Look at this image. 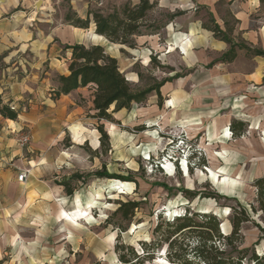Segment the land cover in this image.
Instances as JSON below:
<instances>
[{"label": "rangeland", "instance_id": "374dc122", "mask_svg": "<svg viewBox=\"0 0 264 264\" xmlns=\"http://www.w3.org/2000/svg\"><path fill=\"white\" fill-rule=\"evenodd\" d=\"M140 1L0 0V6H14L7 12V26L0 27L1 105L9 106L12 102L9 100L3 104V100L8 99L3 97L9 93L10 86H21L30 80L35 92L19 94L22 99L15 102L18 105L16 112L27 113L32 106L35 107L32 111L36 121L43 115L52 121V115L47 113L49 109L41 105L40 100L41 93L53 99L50 90L56 84L57 75L48 76V62L43 63L38 71L34 70L35 48L31 46V40H47L55 29L64 25V16L69 8L107 15ZM202 1L149 0L156 7L148 20L163 28L154 35L135 38V49L110 44L104 38H88V34H94L90 27L92 23L89 31L83 34L85 47H103L106 54L117 60L121 73L135 90L157 87L165 81L170 88L162 86L159 89L160 108L153 92L145 104H134L130 111L112 114L111 122L95 118L92 87H89L86 99L79 97L76 101V106L81 107L84 114L68 121L71 138L66 132L63 140L57 142L55 139L49 149L61 153L72 150L71 155L61 156L68 161L69 167L62 179L77 176L79 181L70 182L73 195L63 207L68 209L75 203L76 211H84L85 216L76 215L77 224H70L66 220L67 215L73 217L75 212L70 215L60 209L57 219L62 223L56 224L52 220L51 208L38 203L31 208L30 226H24L27 232L31 229L41 233L39 245L52 248L51 256L56 264H120L114 253L118 235L116 227L126 230L121 234L122 243L139 250V242L152 241V231L157 223L171 220L177 214L183 215L187 209L191 213H214L222 224L223 232L229 234L230 207L239 204L248 208L254 203L252 184L259 176L260 159L264 157L256 154L247 156L246 151L259 152L264 147L263 132L259 129V126H264V96L254 90L252 95H248L249 101L241 104L237 102L240 94H225L221 90L218 74L214 68H208L212 61L218 59L210 47L212 36L198 28L196 34L188 35L186 32L200 23L208 25L210 11H213L215 21L221 24L224 20L230 29L237 30V23L226 1H219L211 7L204 6ZM17 16L24 18L27 24L22 27ZM171 17L174 19L170 20ZM250 20L252 27L264 22V0ZM25 35H29L27 42H23ZM187 45L188 54L184 56ZM42 81H46L43 86ZM171 100L179 105L178 110H174L175 104ZM182 111L188 116H182ZM172 113L174 116L170 117ZM225 120L244 124L242 142L234 144L231 141L229 131L224 127ZM25 125L28 128L23 132L31 133L37 141V123ZM100 126L108 136L106 153H102L100 148L97 131ZM70 141L80 146H72ZM209 153L215 156L213 164ZM38 154V151L34 152L33 156ZM63 162L60 160L58 163L63 166ZM209 169L217 173L218 183L210 177ZM103 172L113 179L92 177ZM185 190L195 194V198H185L182 193ZM129 201L140 203L132 221L114 217L118 203ZM251 218L264 227V218L260 214ZM241 233L243 248L264 253V241L259 240V232L253 225H243ZM25 235L30 236L26 232ZM59 235H65V238H58ZM64 239L67 244L62 242ZM164 250V247L160 249L155 261L145 264H170L163 258ZM45 261H48V256H45Z\"/></svg>", "mask_w": 264, "mask_h": 264}, {"label": "crops", "instance_id": "0c3cea01", "mask_svg": "<svg viewBox=\"0 0 264 264\" xmlns=\"http://www.w3.org/2000/svg\"><path fill=\"white\" fill-rule=\"evenodd\" d=\"M219 1L229 3V12H231L236 20L237 30L228 28L224 20H221V24L215 21L212 15L213 11H210L208 15L212 16V19L221 31H228L231 43L233 45H244L250 50L264 52V22L260 23L257 27H252L250 20V16L259 9L260 0H203L202 4L206 7H211ZM13 8V5L4 4L0 6V27L7 26L9 22L7 12H10ZM71 11L81 19H84L87 15V12L85 13L83 9L79 10L75 8L74 10L71 8ZM16 19L21 20L22 27L24 24H27L22 17L17 16ZM202 26L203 24L201 23L191 26L186 33L188 35L192 33L196 34L198 28L200 32L212 36L210 47L218 59L212 61L208 68H214V72L218 74L221 90L225 94H240L238 97L240 100L237 102L241 104L249 101L248 95H252L254 90H257V94L264 96V57H257L246 50L236 48L235 59L231 63L221 62V58L229 51L230 46L216 40L212 33L204 30ZM90 27L94 30L93 24ZM87 31L89 29L84 31L64 24L60 28L55 29L53 34L45 41H41L40 38L31 40V46L35 48L33 58L35 61L33 65L34 70L38 71L43 63L48 62L50 69L48 76H67L70 52L63 51V49L65 46L76 44L85 46L83 34L87 33ZM25 36L26 39L23 42L29 40V35ZM188 49L187 45V52L186 54L183 53L184 56L188 54ZM44 82L46 81H42L41 86L45 84ZM31 83L29 80L25 81L21 86H10L9 93H6L3 97L7 96L8 99L3 100V104L12 101L8 107L12 111H16L18 105H15V102H19L22 99L19 94H32L35 92ZM164 86L170 88L168 82ZM56 88L57 84L54 85L50 92L53 93V90ZM167 90L169 91L170 89ZM37 92L39 93V91ZM41 94L40 104L49 109L47 113L50 116L52 115V121L48 120L44 115L39 116L36 121L35 114L32 111L35 107L33 108L32 106V109L27 113H19L17 119L14 121L0 116V264H56L53 261V256H51L52 248L39 245L41 233L31 229L27 232L24 226L26 228L30 226L29 215L31 208H35V205L38 203L51 208L52 220L56 224L62 223L57 219L60 209H64L70 215L77 209L74 202L73 207L68 209L63 207V204L68 202V198L71 196H67L64 188L60 185L63 180L68 179V176L66 179H62V176L67 173L69 168L67 167L68 161L61 156L62 154L71 155L72 150H68L67 153H61L57 152L56 149L50 151L49 148H51V142L55 141V139L57 142H61L66 136V132L68 133V137H70L71 133L68 129L70 127L68 121H72L84 114L83 109L76 106L75 103L77 100L79 101V97L86 99L85 96L89 94V86L78 89L67 96H62L58 100H51L50 95H47L46 98L43 93ZM171 101L175 104L174 110H178L179 105L176 104V101ZM28 102L31 103V101ZM87 104H89L88 99ZM237 107L239 106L237 105ZM174 110L171 109V111ZM151 112H154V110ZM174 113L170 117H173ZM184 115L185 117L188 116L182 111V116ZM35 123H37L35 129L39 131L38 140L35 141L34 135L30 133V144L24 148L18 147L16 138L23 129L28 128L25 124ZM231 123L229 120H225L224 127H227L229 133ZM259 127L264 136V126ZM240 138H231V141L234 144H239L244 140ZM70 144L72 146H80L73 141H70ZM37 151L39 154L33 156L34 152ZM254 154L264 157V147H261L259 152H254L253 150L246 151L247 156ZM60 160H63L65 165H59L58 162ZM15 171L26 173V177L22 182L17 181L18 176ZM258 172L259 176L256 179L264 176V174L262 175L264 172V158L260 159ZM25 232L29 233L30 236L25 235ZM58 238H65V235H59ZM62 242L67 244L66 239ZM45 256H48V261H45Z\"/></svg>", "mask_w": 264, "mask_h": 264}, {"label": "trees", "instance_id": "16d2710c", "mask_svg": "<svg viewBox=\"0 0 264 264\" xmlns=\"http://www.w3.org/2000/svg\"><path fill=\"white\" fill-rule=\"evenodd\" d=\"M155 7V3L141 0L137 5H125L122 9L107 15L88 11L84 19L79 18L69 8L64 16V24L86 31L92 23L95 35L104 38L110 44L135 49V38L154 35L163 28L148 20L149 14ZM173 19V17L170 18V20ZM202 28L211 32L216 40L230 46L229 51L221 58V62L231 63L235 59L236 48L246 50L257 57H264L263 51L250 50L244 45H233L228 31H221L211 15L208 18V25H203ZM63 51L70 52L68 75L56 77L57 88L53 90V100H58L78 89L92 87L95 118L108 122L112 121L111 115L114 113L123 110L130 111L134 104L140 106L145 104L153 92L158 99L157 106L161 107L159 89L168 81L160 83L157 87L135 90L121 73L117 60L106 54L103 47H85L76 44L65 46ZM112 108V112L109 113ZM18 114L8 106L1 105L0 102L1 117L14 121ZM229 130L231 138L236 139L243 136L245 126L240 122H232ZM97 131L100 134L101 152L106 153L109 149L108 136L102 126L98 127ZM92 177L113 179L106 172L95 173ZM72 181H79V177H70L60 183L67 196L73 195L74 190L70 185ZM252 187L255 189L253 204H250L248 208L239 204L230 207L228 223L231 230L226 236L221 233L222 224L214 213H191L188 209L183 215L157 223L152 231V241L150 243L139 242V250L122 243L121 234L126 230L116 227L118 235L115 240L114 253L118 262L120 264L150 263L156 260L157 253L164 247L163 258L170 264H264V253L257 254L253 249L242 247L244 237L241 229L245 224L253 225L259 232V240L264 241V227L255 223L251 218L256 214L264 218V176L254 180ZM182 193L188 200L195 198V194L190 191L185 190ZM139 206L140 203L133 201L118 203L113 216L124 221H132Z\"/></svg>", "mask_w": 264, "mask_h": 264}, {"label": "bare ground", "instance_id": "6f19581e", "mask_svg": "<svg viewBox=\"0 0 264 264\" xmlns=\"http://www.w3.org/2000/svg\"><path fill=\"white\" fill-rule=\"evenodd\" d=\"M87 37L89 38H91V39H93V40H103V38L102 37H99V36H97V35H95V34H91V35H87ZM203 148H205L204 146H203ZM206 151V150H205ZM208 156L210 157V160H211V163L213 164L214 162H215V156H214V154H212V153H209L208 154ZM209 173H210V177L215 181V182H217L218 183V177H217V173L216 172H214L213 170H211V169H209ZM224 181H222V183H223ZM83 212L84 211H75V214H74V216L72 217H69V215H67L68 217H67V221L70 223V224H77V219L76 218H78L77 216H80V217H83V216H85V215H83ZM77 215V216H76ZM222 232H223V230H222ZM225 234V233H224Z\"/></svg>", "mask_w": 264, "mask_h": 264}, {"label": "built area", "instance_id": "2783aa9c", "mask_svg": "<svg viewBox=\"0 0 264 264\" xmlns=\"http://www.w3.org/2000/svg\"><path fill=\"white\" fill-rule=\"evenodd\" d=\"M229 134L231 136V133H229ZM30 142H31V135L27 132L25 133V132L21 131L16 138V144L20 148L27 147L30 144ZM25 177H26V173L21 172V173H19V175L17 177V181L22 182L23 179H25Z\"/></svg>", "mask_w": 264, "mask_h": 264}, {"label": "water", "instance_id": "95a60500", "mask_svg": "<svg viewBox=\"0 0 264 264\" xmlns=\"http://www.w3.org/2000/svg\"><path fill=\"white\" fill-rule=\"evenodd\" d=\"M203 213L205 214L206 212H203ZM177 216H179V215L177 214V215H175L174 217H177ZM174 217H171V219L174 218ZM220 231H221V233H222L223 235H225V236L228 235V234H224V233L222 232L221 226H220ZM257 254H258V253H257ZM161 255H163V254H161Z\"/></svg>", "mask_w": 264, "mask_h": 264}]
</instances>
